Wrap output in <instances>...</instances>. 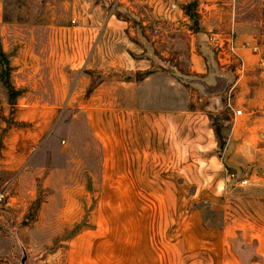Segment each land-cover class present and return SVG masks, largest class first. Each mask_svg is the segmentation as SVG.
I'll return each instance as SVG.
<instances>
[{"label":"rangeland","instance_id":"obj_1","mask_svg":"<svg viewBox=\"0 0 264 264\" xmlns=\"http://www.w3.org/2000/svg\"><path fill=\"white\" fill-rule=\"evenodd\" d=\"M194 1L192 8L200 23L205 14L204 20L214 26L206 38L212 54L209 70L224 73L221 91L204 86L209 72L192 69L193 55L199 50L188 31L192 21L188 19L187 24L183 19L182 3L164 8L158 0H4L0 22V264H20L21 246L25 264L63 263L62 241L80 225L65 222L85 219L93 206L88 205L93 199L86 194L71 193L77 202L70 203L69 215L65 211L67 192L95 179L98 183L99 177L93 174L103 167V149L94 128L97 113L92 109L120 101L127 92L136 99V90H142L125 78L146 68L159 78L148 81L143 93L150 94L153 85L163 82L165 88L159 94L165 104L173 94H180L182 107L218 116L214 121L220 125L221 136L227 138L235 126L234 143L251 137L246 141L250 145L245 143L250 161L239 172L231 169L235 178L226 182L229 189L247 180L239 182L240 196L250 202L240 200V209L228 213L238 212L240 221L249 217L248 212L251 215L253 196L264 194V0ZM115 4L135 16L126 29L103 24L117 11ZM164 14L169 17L161 18ZM97 21L102 23L98 35ZM135 23L144 27L143 39L149 40L144 56L134 42ZM240 47L255 55L248 68L241 69ZM172 71L187 83H179L168 73ZM136 102L143 105L142 100ZM228 102L241 114L234 116ZM243 126L254 129H240ZM208 204H200L205 219L221 223L223 210L212 211ZM233 244L242 258L254 251V242H244L239 235Z\"/></svg>","mask_w":264,"mask_h":264},{"label":"crops","instance_id":"obj_2","mask_svg":"<svg viewBox=\"0 0 264 264\" xmlns=\"http://www.w3.org/2000/svg\"><path fill=\"white\" fill-rule=\"evenodd\" d=\"M158 2L164 8L182 3L183 19L187 24L188 19L192 21L188 31L195 37L199 50L193 55L192 69L195 73L209 72L204 86L221 91L226 82L224 73L209 70L212 54L206 38L214 26L204 20L205 14L200 23L196 8L192 9L196 15L194 24L184 9L194 0ZM115 8L117 11L103 20L104 26L126 29L135 16L123 5L115 4ZM3 11L4 0H0V22ZM97 25L98 35L102 23L97 21ZM143 26L135 23L134 42L140 45L141 56L150 48L149 40L143 39ZM151 32L156 33V28ZM247 49L240 47L237 52L241 69L255 60ZM145 70L148 69L142 71ZM168 73L182 83L178 74ZM156 75L151 70L143 79L125 80L142 90H136V99L127 92L124 98L119 94L120 101L92 109L97 113L94 128L103 149V167L93 174L99 177L98 183L95 179L67 192L69 204L65 211L69 215L73 210L70 203L77 202L71 193L86 194L93 199L88 205L93 206L85 219L77 217L65 222L80 225L62 241V264H264V194L262 198L253 196L251 215L248 212L244 221H240L238 212L228 213L229 209H240V200L250 202L247 196H240L239 182L229 189L226 182L228 173L235 178L231 169L239 172L250 161L245 143L250 145L246 141H251V137L234 143L232 133L237 128L233 126L223 153L220 152L209 114L182 107L180 94H173L165 104L159 94L165 88L163 82L153 85L150 94L143 93L146 83ZM136 100H142L143 105ZM243 128L253 131L254 126L240 129ZM203 202L209 203L207 207L212 211L223 210L221 223L205 219L200 205ZM238 235L242 241L255 244L247 258H242L234 248Z\"/></svg>","mask_w":264,"mask_h":264},{"label":"trees","instance_id":"obj_3","mask_svg":"<svg viewBox=\"0 0 264 264\" xmlns=\"http://www.w3.org/2000/svg\"><path fill=\"white\" fill-rule=\"evenodd\" d=\"M184 9L186 11V13L188 15H190V17L194 20V24H196V15H195V12H192L193 8H192V5L191 3L187 4L184 6ZM1 56V54H0ZM3 60L0 58V62H2ZM149 73H151V70H145V71H137V72H134V73H130L126 76L125 80H130V79H136V80H140V79H143L145 76H147ZM177 78L182 82V83H187V81L184 79V78H181V76H177ZM99 81H97L98 83ZM96 83V84H97ZM95 84V85H96ZM95 85L93 86V89L95 88ZM90 89H92V86L89 88V91ZM218 116H213L212 114H209L208 115V118L210 120V124L214 130V134H215V137L217 139V144H218V148H219V151H220V147L223 146L225 144V141H226V137H223L220 135L219 133V126L220 125H217L216 122L214 120H216ZM76 230V229H75ZM1 256H0V260H1Z\"/></svg>","mask_w":264,"mask_h":264},{"label":"built area","instance_id":"obj_4","mask_svg":"<svg viewBox=\"0 0 264 264\" xmlns=\"http://www.w3.org/2000/svg\"><path fill=\"white\" fill-rule=\"evenodd\" d=\"M229 107L232 109V111H233V113H234V116H236V115H240L241 114V110L240 109H233L232 108V106L229 104ZM264 112V111H263ZM227 177H228V181H230V180H233L234 179V174L233 173H228L227 174ZM241 184H243V183H245L246 182V180H240L239 181ZM2 196H3V194H0V199L2 198Z\"/></svg>","mask_w":264,"mask_h":264},{"label":"water","instance_id":"obj_5","mask_svg":"<svg viewBox=\"0 0 264 264\" xmlns=\"http://www.w3.org/2000/svg\"><path fill=\"white\" fill-rule=\"evenodd\" d=\"M21 248H22V256H21L20 264H25L26 253H25V249L22 246Z\"/></svg>","mask_w":264,"mask_h":264}]
</instances>
